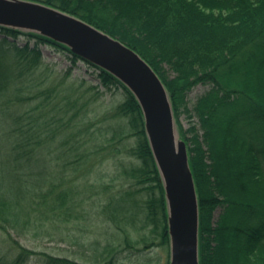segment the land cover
I'll use <instances>...</instances> for the list:
<instances>
[{
	"label": "trees",
	"instance_id": "trees-1",
	"mask_svg": "<svg viewBox=\"0 0 264 264\" xmlns=\"http://www.w3.org/2000/svg\"><path fill=\"white\" fill-rule=\"evenodd\" d=\"M30 1L119 40L161 78L196 184L200 264H264V0ZM0 36V228L14 244L0 264H84L23 246L10 234L20 228L71 243L91 264H162L152 256L170 249L166 193L136 97L59 42L3 26ZM43 47L70 61L56 86L45 87ZM80 63L98 95L122 90L123 101L93 116L78 100L49 109ZM198 85L210 86L194 109L200 128L184 131ZM112 162L119 184L105 180Z\"/></svg>",
	"mask_w": 264,
	"mask_h": 264
},
{
	"label": "water",
	"instance_id": "water-1",
	"mask_svg": "<svg viewBox=\"0 0 264 264\" xmlns=\"http://www.w3.org/2000/svg\"><path fill=\"white\" fill-rule=\"evenodd\" d=\"M0 26L36 33L109 72L136 97L165 188L170 264H200L199 200L186 141H176L170 95L134 50L82 19L30 0H0ZM179 138V137H178Z\"/></svg>",
	"mask_w": 264,
	"mask_h": 264
},
{
	"label": "rangeland",
	"instance_id": "rangeland-1",
	"mask_svg": "<svg viewBox=\"0 0 264 264\" xmlns=\"http://www.w3.org/2000/svg\"><path fill=\"white\" fill-rule=\"evenodd\" d=\"M1 37V36H0ZM23 40V39H22ZM43 57L44 63L47 64L48 67L52 70V73L46 86H56L60 84L63 80H65V73L68 71L70 67V61L65 54L61 52H56L54 49L50 47H43ZM167 69V74L173 77V73ZM86 80V83H83V80ZM65 84L68 86H72L67 91L60 93L59 95H55L53 98H50L51 108L54 106H62L66 102L78 100L79 104L77 107H84V110H89V115L93 116L94 110H112L116 107L121 101L124 99V95L122 90L113 91V92H105L103 95H98L97 90L92 88L98 84L96 79V74L93 73V69H90L86 64L80 63L79 67L74 68L72 70V75L70 76ZM209 85H198L194 89H192L187 97H186V107L185 111L183 110L181 116L179 118L180 124L184 131H189L190 128L196 127L198 130L200 128L198 118L194 112L195 105L197 99L204 94L207 90H209ZM70 91V92H68ZM43 96L38 98L37 100L32 101V103L22 108L23 110H27L29 108H33L38 102L43 100ZM176 133L181 139L180 130L178 128L176 122ZM106 182L110 183L112 178H116L119 175V171L116 170V167L111 164V167L106 172ZM122 179V178H120ZM119 177L115 181L114 184L121 183ZM218 212L215 213V219L218 217ZM10 231V230H9ZM12 235V239L20 242L23 246L38 251L45 252L55 256L68 257L72 260L79 261L84 264H91L87 260L86 256H89V253H83L76 246H73L71 243L67 241H61L58 238L46 237L44 235V230L34 231L28 230L26 228H20L18 230L10 231ZM9 234L0 228V254L10 252L13 247V243L11 238L8 236ZM171 246V242H170ZM158 255L155 252L152 256L153 259H158V256L161 257L162 264H170L171 261V250H158ZM86 254V255H85ZM11 258V257H10ZM133 261H136L133 259ZM36 261L33 260L32 263ZM123 264H132L128 259L122 261ZM155 264V263H154Z\"/></svg>",
	"mask_w": 264,
	"mask_h": 264
},
{
	"label": "bare ground",
	"instance_id": "bare-ground-1",
	"mask_svg": "<svg viewBox=\"0 0 264 264\" xmlns=\"http://www.w3.org/2000/svg\"><path fill=\"white\" fill-rule=\"evenodd\" d=\"M176 141H177V142H179V138H178V136H177V139H176Z\"/></svg>",
	"mask_w": 264,
	"mask_h": 264
}]
</instances>
